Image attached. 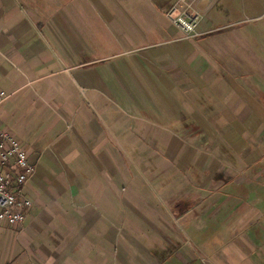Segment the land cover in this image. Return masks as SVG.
<instances>
[{"label": "crops", "instance_id": "crops-1", "mask_svg": "<svg viewBox=\"0 0 264 264\" xmlns=\"http://www.w3.org/2000/svg\"><path fill=\"white\" fill-rule=\"evenodd\" d=\"M0 91V264H264V0H0Z\"/></svg>", "mask_w": 264, "mask_h": 264}, {"label": "built area", "instance_id": "built-area-1", "mask_svg": "<svg viewBox=\"0 0 264 264\" xmlns=\"http://www.w3.org/2000/svg\"><path fill=\"white\" fill-rule=\"evenodd\" d=\"M164 15L182 32L185 38L199 35V16L190 11H180L174 3L164 10ZM6 94L0 91V103ZM34 173L25 149L0 126V223L16 226L23 223L31 200L24 194V185Z\"/></svg>", "mask_w": 264, "mask_h": 264}, {"label": "rangeland", "instance_id": "rangeland-1", "mask_svg": "<svg viewBox=\"0 0 264 264\" xmlns=\"http://www.w3.org/2000/svg\"><path fill=\"white\" fill-rule=\"evenodd\" d=\"M175 213H178V211H176ZM188 233H189L190 235L194 236V235L192 234V232L189 231Z\"/></svg>", "mask_w": 264, "mask_h": 264}]
</instances>
